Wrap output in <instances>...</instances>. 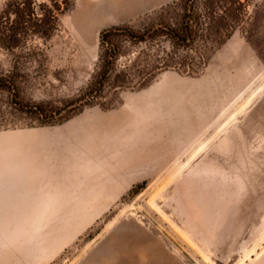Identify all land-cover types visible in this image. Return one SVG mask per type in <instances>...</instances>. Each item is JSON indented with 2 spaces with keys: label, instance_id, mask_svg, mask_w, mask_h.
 I'll return each instance as SVG.
<instances>
[{
  "label": "rangeland",
  "instance_id": "1",
  "mask_svg": "<svg viewBox=\"0 0 264 264\" xmlns=\"http://www.w3.org/2000/svg\"><path fill=\"white\" fill-rule=\"evenodd\" d=\"M96 1L70 0L49 40L21 43L31 57L0 48V76L13 75L20 102L46 113L0 94V177L13 178H0L8 206L0 202V264H264V0H235L233 18L214 13L228 23L223 35H232L193 44L206 57L200 68L192 63L199 53L190 52L189 67L179 63L182 47L165 65L170 42L146 36L125 43L102 85L103 28L123 24L142 34L182 11L167 7L177 0H127L90 33L77 28ZM173 83L187 89L170 96ZM123 110H139L144 126L158 118L152 122L163 128L124 138L109 159L92 155L95 127ZM192 113L204 120L179 141L170 128ZM29 152H46L52 168L61 162L53 184L16 188L11 159Z\"/></svg>",
  "mask_w": 264,
  "mask_h": 264
},
{
  "label": "trees",
  "instance_id": "2",
  "mask_svg": "<svg viewBox=\"0 0 264 264\" xmlns=\"http://www.w3.org/2000/svg\"><path fill=\"white\" fill-rule=\"evenodd\" d=\"M69 5L70 0H7L5 7L0 10V48L12 54L19 53L31 57L34 51H26V46H21V43L27 42L31 37L49 40L58 28L60 14L65 12ZM175 6L182 11L176 21L160 20L156 27L149 25L142 34L133 32L131 28L123 24L111 25L100 31L97 75L100 85L115 69L118 59L125 52V43L128 41L138 43L144 41L146 36L152 38L154 35H160L167 38L172 47L166 53L163 62L165 65L174 63L173 54H176L174 48L182 47L186 48V54L179 57L181 61L179 63L189 67L186 61L193 59L190 52L199 53V61H192L198 69L206 57L201 50L198 52L193 44L198 43L200 39L205 41L209 35H214L218 38L219 44H222L232 35V32L223 35L222 29L228 23L221 16L215 17L214 13L222 11L233 18L237 9L235 0H204V2L177 0L167 5L169 8ZM240 6L241 2H239V8ZM206 19H208L209 26ZM218 45L209 48L214 49ZM0 94L10 96L12 102L21 110L46 114L40 106H28L20 102L18 84L13 75L0 76Z\"/></svg>",
  "mask_w": 264,
  "mask_h": 264
},
{
  "label": "bare ground",
  "instance_id": "3",
  "mask_svg": "<svg viewBox=\"0 0 264 264\" xmlns=\"http://www.w3.org/2000/svg\"><path fill=\"white\" fill-rule=\"evenodd\" d=\"M126 1L127 0H100V2H99L97 0L96 1L97 5L94 3V5H96V7H94V5L92 4L93 6L91 8H93V7L94 8L92 9V12L90 14L91 17H90L89 14H88L89 17L88 18L86 17L87 19L90 18V20L84 21L85 19L83 20L82 18L80 19L78 17V19L76 20V22L78 24L77 28L79 27V28H82L83 30L89 28L87 30L88 32H89V30L90 31L93 30V27L97 23H99L100 19H103L110 10L111 11L114 10V9L116 10V8L119 7L118 5H121V4L125 3ZM91 8H89V9H91ZM88 32H86V33H88ZM84 33H85V31H84ZM175 81L178 82L177 80H175ZM180 84L179 83L178 84L177 83H173V85L171 84L172 85L171 86L172 92H169L168 94L170 96H172V95L176 96V95L182 93L181 90L187 89L186 85L182 86ZM129 113H130L129 110H123L122 112L115 113V114H113L112 116L109 117V119H108V121H106V123L105 122L104 123H100L99 125H97L95 127V129H94V136L96 137L95 143L93 142L94 144H92V146H91V148L89 150V152L92 155H97V157L101 158L102 160L109 159L111 156H113V153H116L117 150L122 148L121 147V145H122L121 142H122V140L124 138L134 141V140H140L141 138H144L145 135H147V131L145 130L144 124H141V122H139V123H137L135 125H131L130 123H128L126 121V119L129 117ZM137 113L140 114L139 110L137 111ZM141 113L143 114V112H141ZM199 114L200 115L192 113L191 114L192 117L187 118V119H185V118L184 119H180V121L177 122L178 124L176 123V125L173 124V126H171V128H170L171 132L175 133L180 138L179 141H182L184 138L187 139L188 137H191L195 133V130L201 125L200 123L203 122L204 115H202V113H199ZM168 134H170V133H168ZM176 135H173V136H176ZM85 141H87V140H85ZM61 150H63V149H61ZM126 152H128V151H126ZM45 154H47V153L43 152L42 155L36 156L32 152H29V153H27L26 155H24L22 157H18V159H15V158L11 159V162H13V164L15 163L16 167L18 168V169L16 168L17 169V174L14 177V178H16L15 180H17L15 182L16 183V188H45V184H47V183H52L53 184V181H52L53 178L51 176L57 170V169L55 170V166L60 167L61 166V162L59 164L58 161H53L54 162V168H52L48 164L49 163L48 161H51L52 159H50V157L48 158L47 156L45 157ZM132 155H133V153H132ZM125 156L126 155H124V157ZM120 158H121V155H120ZM116 159H117V157H116ZM118 159H119V157H118ZM15 164H14V166H15ZM51 164L53 165V163H51ZM77 164H80L79 161L77 162ZM0 165H1V163H0ZM116 167H118V166H116ZM127 168L131 169L132 167L129 166V167H126V169ZM114 169H115V167H114ZM122 169L123 168H121L120 170H122ZM61 174H62V170H61ZM7 176L8 175H6V177ZM2 177H0V178L3 179L5 176L3 178ZM1 179H0V181H1ZM6 179L8 181V179H10V176H9V178H6ZM12 179L13 178H11L10 180L12 181ZM10 180L8 181L9 184H10ZM3 185H5V184H3ZM12 185H13V183H12ZM88 186L86 185L87 188H88ZM7 188H8V186H7ZM6 191H8V189ZM12 191L16 192L17 189L16 190H11L10 192H12ZM4 192H2V195H4ZM2 198H4V197H2ZM7 199H9V198H7ZM15 199H18L16 194H15ZM12 200H13V198H12ZM0 202L2 203L3 200L1 199ZM4 203H5V205H3ZM14 204H15V202H14ZM1 205H2V209H3V206H4V208L8 207V206H6V202H3ZM11 206L12 205L10 204V208H11ZM15 206H16V204H15ZM10 208H8V210ZM5 209H7V208H5Z\"/></svg>",
  "mask_w": 264,
  "mask_h": 264
},
{
  "label": "crops",
  "instance_id": "4",
  "mask_svg": "<svg viewBox=\"0 0 264 264\" xmlns=\"http://www.w3.org/2000/svg\"><path fill=\"white\" fill-rule=\"evenodd\" d=\"M137 115H138V113H137V111H132V112H130L129 113V117H130V120H133L132 121V123H130L131 125H135V124H137V123H139L138 122V117H137ZM148 116H150V114H148ZM137 120H136V119ZM162 118V117H161ZM147 121H150V123H148V124H146L145 126H146V128H145V130L147 131V136H149L151 133H153L154 131H159L160 129H162L163 128V126L161 125V124H157V123H153V122H160V121H158V118H156V119H154V118H147L146 119ZM153 121V122H152ZM161 121L163 122V120L161 119ZM153 123V124H152ZM151 151H153V150H151ZM150 151V152H151ZM152 153V152H151ZM145 157V156H144ZM146 158V157H145ZM144 158V159H145ZM129 170V169H128Z\"/></svg>",
  "mask_w": 264,
  "mask_h": 264
}]
</instances>
